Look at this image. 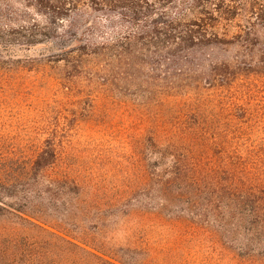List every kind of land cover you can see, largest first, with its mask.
I'll list each match as a JSON object with an SVG mask.
<instances>
[{
	"label": "rangeland",
	"instance_id": "1",
	"mask_svg": "<svg viewBox=\"0 0 264 264\" xmlns=\"http://www.w3.org/2000/svg\"><path fill=\"white\" fill-rule=\"evenodd\" d=\"M150 1L162 20L203 18L207 38L192 49L150 46L152 28L86 8L62 40L51 34L37 46L18 38L5 44L3 32L16 37L20 26L47 21L24 0H0L6 46L0 47V180L6 184L0 192L12 205L6 207L25 210L73 243L49 246L39 237L37 252L49 251L46 264H264L209 222L204 197L212 190L191 192L197 198L191 218L182 191L166 190L160 166L166 156L185 161L188 153L193 173L204 175L203 188L227 181L228 161L244 163L248 150L264 160V79L229 85L209 71L211 62L229 61L239 50L227 44L235 8L264 0ZM69 21L53 28L63 33ZM162 28L170 37L179 33L171 32L178 25ZM134 32L140 41L116 47ZM68 44L73 47L65 49ZM49 147L57 150L56 163L38 168L37 156ZM55 176L69 180L53 189L48 182Z\"/></svg>",
	"mask_w": 264,
	"mask_h": 264
},
{
	"label": "trees",
	"instance_id": "2",
	"mask_svg": "<svg viewBox=\"0 0 264 264\" xmlns=\"http://www.w3.org/2000/svg\"><path fill=\"white\" fill-rule=\"evenodd\" d=\"M24 1L28 7L42 14L47 23L46 25L20 26L16 37L3 32L1 37L7 39L5 44H9L10 39L18 38L23 40L22 45L37 46L43 44L44 39L48 40L51 34H57L55 39L62 40L65 35L73 30L77 15L84 12L86 8L104 13H116L124 23H128L133 28L142 30L152 28L151 34L153 36H151V41L146 43L150 46H158L161 42L163 44L171 42V44L175 43L182 46V49H192L197 45L199 46L200 42L208 36V33L202 32L203 18L190 20L189 15L181 14L176 18L162 20L166 16L163 17V14L155 11V5L150 0ZM235 9L237 14L228 18L229 21H235V25L233 26L232 38L228 40L227 44L236 46L239 50L231 60L220 63L211 62L209 65V71L215 74L218 80L231 81L226 83L229 85L242 79H264V3H245ZM70 19H73V22L69 21L71 24L63 33L59 34L53 28V25ZM175 25H178L179 28H173ZM162 26H170L173 28L171 32L179 31V33L170 37ZM136 34V32L128 34L123 38V41L117 42L116 47L131 46L136 39ZM141 39L142 37H138L135 42ZM210 43L212 42L210 41ZM107 45L102 43L103 48ZM0 47L6 46H2L0 43ZM72 47H69L68 44L64 48L70 49ZM167 48H169L168 46L165 49L169 50ZM66 51L64 50V52ZM245 108L247 111L251 110ZM248 151L249 156L244 163H234L232 159L228 161L225 167V171L229 175L227 181L213 180L211 184H204L203 188L199 184L203 181L201 177L204 175L201 172L193 173L192 165H190L192 162H190L188 153L184 154L185 161L184 159L178 160L174 155L166 156L160 166L165 169L166 190L175 187L182 191L183 204L186 205L183 212L186 211L188 216L192 214L191 218L194 216L192 208L196 206L197 198L191 192L200 191L202 193L206 190H212L211 193L205 192L206 197H204L206 200L205 208H207L210 216L209 222L213 223L216 230L222 234L225 233L220 228L229 231L232 237L233 235L236 236L238 240L235 243L238 244L239 248L250 249L248 255L254 254V256L264 260V160L255 156L252 151ZM56 157V148H45L37 156L35 165L45 169L56 163ZM43 158H46L45 162H43ZM252 159L253 161H251ZM68 180L69 177H52L51 181L48 182V187H53V189L57 186L60 187L62 183L68 182ZM72 182L75 183L73 180ZM0 184L6 185L1 180ZM3 185L0 187H5ZM172 193L173 190L170 194ZM0 194V264H46L49 251L46 247L44 251L37 252L39 237L44 238L40 241L47 242L49 246H52L50 245L51 241H66L73 244L38 219L27 214L25 210H16L19 213L10 211L7 207H12V205L6 203L5 197L1 192ZM14 196L13 194L8 195L7 198H14ZM193 196L195 200H193ZM6 219L10 221V225H4Z\"/></svg>",
	"mask_w": 264,
	"mask_h": 264
}]
</instances>
